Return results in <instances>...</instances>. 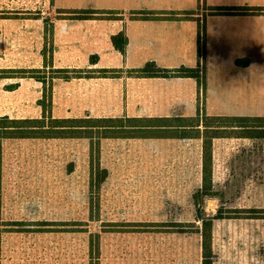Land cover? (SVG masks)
I'll list each match as a JSON object with an SVG mask.
<instances>
[{"label": "rangeland", "instance_id": "obj_1", "mask_svg": "<svg viewBox=\"0 0 264 264\" xmlns=\"http://www.w3.org/2000/svg\"><path fill=\"white\" fill-rule=\"evenodd\" d=\"M104 4V0H0V117H43L46 122L102 117L77 109L81 99L74 87L65 84L114 77L118 71L89 67L83 61L87 45L93 44V39L80 36L92 30L89 20L122 18L118 10L96 7ZM88 10L107 16L75 18ZM131 13L136 12L127 17L135 18ZM91 56L85 59L89 62ZM168 58L187 62L191 57ZM198 60L204 72L202 50ZM254 66L251 71L261 74L256 76L258 94L264 95V71H260L264 57H257ZM100 69L107 70L106 77ZM79 73L82 77L76 78ZM65 75L75 78L64 80ZM37 76H44L45 82ZM198 107L196 103L191 114ZM256 108L238 112L264 110ZM199 109L197 115L171 121L192 127L185 130L186 137L201 134L203 139L202 195H194V222L182 224L138 220L142 209L151 213L154 208L139 205L147 201L140 197L145 183L134 181L138 175L133 172L108 174L105 163L112 142L102 138L100 129L67 138H0V264L172 260L160 249L161 238L150 234L154 230L200 231L202 241L210 233L203 253L211 264H264V139L252 137L257 117H208ZM196 125L201 131L193 128ZM132 164L126 160V165ZM203 222L209 223V230Z\"/></svg>", "mask_w": 264, "mask_h": 264}, {"label": "crops", "instance_id": "obj_2", "mask_svg": "<svg viewBox=\"0 0 264 264\" xmlns=\"http://www.w3.org/2000/svg\"><path fill=\"white\" fill-rule=\"evenodd\" d=\"M104 3L103 7H96L118 10L122 18L89 20L92 30L80 36L93 39V44L86 47L85 58L96 55L97 62L90 65L85 58L83 61L89 67L114 68L118 73L114 77L74 79L66 83L65 86L74 87L81 99L80 105L75 106L77 109L92 110L95 116L112 118H185L196 115L200 107L208 117H264V110L258 114L238 112L256 108L258 96L262 98L255 110L264 109V95L258 94L256 81V76L261 74L251 71L256 67L255 59L264 57V11L227 14L212 10L216 7L264 8V0H104ZM129 11L138 14L128 18ZM141 12L160 16L175 14L172 18L145 19L140 16ZM119 32L126 39L123 54L114 49L110 40ZM198 32L202 41L200 48ZM200 50L204 57L200 84L191 77L130 76V70L148 61L168 69L178 65L200 66ZM168 57L191 58L186 62ZM196 103L199 107L191 114ZM218 109L227 112L215 113ZM193 128L201 131L198 126ZM110 139L112 144L108 145V152H113L114 156L111 153L110 157L106 156L108 174H137L134 181L145 183L140 197L147 199L139 205L154 206L151 213L142 209L143 217L138 220L143 223L194 222V195L201 192L204 184L201 134L186 138ZM127 159L134 164L126 165ZM150 234L159 236L160 249L172 256V260H162L160 264L202 263L200 231L154 230ZM153 242L155 246L156 241Z\"/></svg>", "mask_w": 264, "mask_h": 264}, {"label": "trees", "instance_id": "obj_3", "mask_svg": "<svg viewBox=\"0 0 264 264\" xmlns=\"http://www.w3.org/2000/svg\"><path fill=\"white\" fill-rule=\"evenodd\" d=\"M215 12H222L227 14L237 13V14H253L261 13L264 8H242V7H216L212 8ZM84 15H80L79 19H101L100 17L94 16H107L106 13L88 10L81 11ZM138 13L133 15L137 16ZM142 18L153 19V18H172L175 13H165V15H158L154 12H141L139 13ZM109 19L108 17H105ZM117 19V18H112ZM199 31V29H198ZM111 44L115 50L119 51L121 54L124 53V47L126 45V39L122 32L112 35ZM198 48L202 45L200 40V32H198ZM97 62V56L93 55L89 58L90 65ZM103 73L102 76L106 75L107 70L100 69ZM130 75L134 77H162V78H174V77H191L195 78L197 82L201 83V70L200 66L197 65L194 68L180 66L174 69H168L158 66L153 61L146 62L142 67L138 69L130 70ZM116 71V75H117ZM115 75V76H116ZM76 78H80L81 73L75 75ZM74 76L65 75L62 77L64 80H70L75 78ZM106 77V76H105ZM36 80L40 82H45L44 76L35 77ZM198 113V112H197ZM197 115V114H196ZM180 117H126L123 118H112V117H82V118H53L49 121H45L42 117L40 119H10L6 116L0 117V138H32V137H42V138H67V137H78L82 136V133H90L91 131L82 130H92L100 129L102 138H150V137H183L185 130L187 128H192L190 125L177 124L174 125L171 121L172 119L177 120ZM184 119V118H181ZM178 121V120H177ZM257 125H254L255 134L254 138L264 139V117H257ZM123 123H128L123 124ZM189 126V127H188ZM198 126V125H196ZM194 127V126H193ZM251 128V126H248ZM177 132L176 134H171ZM202 195V190H201ZM205 228L208 227L209 223L203 222ZM183 232V230H179ZM202 236V235H201ZM204 241L210 238L209 235H204ZM202 241V263L201 264H211L209 261V256L204 255L203 250L205 248V243Z\"/></svg>", "mask_w": 264, "mask_h": 264}]
</instances>
